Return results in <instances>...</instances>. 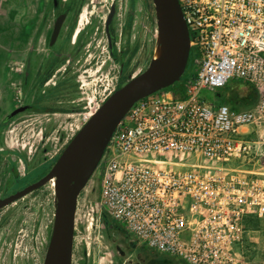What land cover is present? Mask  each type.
<instances>
[{"label": "built area", "instance_id": "built-area-1", "mask_svg": "<svg viewBox=\"0 0 264 264\" xmlns=\"http://www.w3.org/2000/svg\"><path fill=\"white\" fill-rule=\"evenodd\" d=\"M178 3L194 69L133 103L89 181L97 173L101 205L133 246L186 264H238L246 221L264 217V170L222 163L264 167L262 135L244 130L264 124V0ZM235 81L255 90L252 106L218 99Z\"/></svg>", "mask_w": 264, "mask_h": 264}, {"label": "rangeland", "instance_id": "rangeland-1", "mask_svg": "<svg viewBox=\"0 0 264 264\" xmlns=\"http://www.w3.org/2000/svg\"><path fill=\"white\" fill-rule=\"evenodd\" d=\"M52 0H0V198L42 177L85 123L100 99L145 70L158 34L152 0H59L69 11L52 46ZM110 54L105 21L111 5ZM78 30V32H76ZM188 61L176 87L195 66ZM30 68L29 77L23 71ZM29 86V93L25 86ZM235 81L220 101L242 107L244 88ZM210 99L215 93L204 91ZM31 110L7 116L19 106ZM250 138L264 140V124L252 123ZM247 161L223 166L264 170ZM213 163V162H210ZM97 173L77 199L71 264H186L133 246L101 205ZM55 211L53 181L0 209V264H43ZM238 264H264V217L246 222Z\"/></svg>", "mask_w": 264, "mask_h": 264}, {"label": "water", "instance_id": "water-1", "mask_svg": "<svg viewBox=\"0 0 264 264\" xmlns=\"http://www.w3.org/2000/svg\"><path fill=\"white\" fill-rule=\"evenodd\" d=\"M56 1V0H55ZM158 34L152 58L145 70L110 93L66 144L59 157L42 177L5 197L0 209L21 199L53 180L55 211L43 264H71L77 199L103 155L104 149L134 102L160 89L172 86L183 74L189 56L190 39L178 0H152ZM115 14L112 4L105 21L109 52L113 48L110 25ZM65 14L53 24L49 45L58 37ZM220 97L221 92H216ZM14 109L7 117L24 111Z\"/></svg>", "mask_w": 264, "mask_h": 264}, {"label": "flooded vegetation", "instance_id": "flooded-vegetation-1", "mask_svg": "<svg viewBox=\"0 0 264 264\" xmlns=\"http://www.w3.org/2000/svg\"><path fill=\"white\" fill-rule=\"evenodd\" d=\"M51 11H52V15L54 16V21L56 20V18L60 15V14H62V13H64L65 14V19H64V21L66 20V18H67V16H68V14H69V11H67V8H65V10L63 9V7L61 6V3H60V1L59 0H52L51 1ZM64 23V22H63ZM63 23H62V25H63ZM54 24V23H53ZM62 27V26H61ZM52 29H53V27H52ZM52 29H51V32H50V34H49V40H50V36H51V33H52ZM60 30H61V28H60ZM76 32H78V30H76ZM59 33H60V31H59ZM58 36H59V34H58ZM58 38V37H57ZM55 44V43H54ZM112 50H113V48H112ZM111 50V52H110V54H112V51ZM29 73H30V68H26V70L25 71H23V76H25V77H29ZM25 88H26V91L24 90V91H22V94L23 95H26V94H28L29 93V90H30V88H29V86H25ZM22 106H27L26 107V109L24 110V111H29V110H31V106L29 105V104H23ZM19 107H21V106H19ZM24 111H22V112H24ZM19 114V113H18ZM17 115V114H16ZM15 115V116H16ZM15 116H13V117H7L8 119H12V118H14ZM51 182V181H50Z\"/></svg>", "mask_w": 264, "mask_h": 264}, {"label": "trees", "instance_id": "trees-1", "mask_svg": "<svg viewBox=\"0 0 264 264\" xmlns=\"http://www.w3.org/2000/svg\"><path fill=\"white\" fill-rule=\"evenodd\" d=\"M172 87V86H170ZM256 102V94L255 90L249 86L245 88V93L243 95V98L241 99L240 104L244 107L252 106ZM234 106H237L238 104H233ZM252 220H258V218H248L246 222L252 221Z\"/></svg>", "mask_w": 264, "mask_h": 264}, {"label": "bare ground", "instance_id": "bare-ground-1", "mask_svg": "<svg viewBox=\"0 0 264 264\" xmlns=\"http://www.w3.org/2000/svg\"><path fill=\"white\" fill-rule=\"evenodd\" d=\"M51 181H53V180H51ZM53 184H54V182H53Z\"/></svg>", "mask_w": 264, "mask_h": 264}]
</instances>
